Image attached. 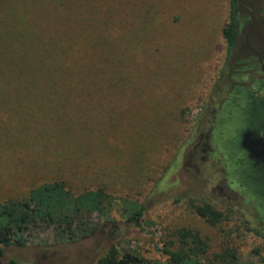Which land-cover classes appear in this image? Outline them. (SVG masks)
Listing matches in <instances>:
<instances>
[{
	"label": "rangeland",
	"instance_id": "obj_1",
	"mask_svg": "<svg viewBox=\"0 0 264 264\" xmlns=\"http://www.w3.org/2000/svg\"><path fill=\"white\" fill-rule=\"evenodd\" d=\"M44 3L23 0L0 14L8 19L0 35L11 34L1 46L46 50L65 68L64 78L38 82L43 91L27 95L26 104L0 81V93H10L0 95V109H7L3 103L12 109L0 110V203L60 181L75 195L102 190L132 201L143 216L127 224L118 205L84 221L96 223L98 231L75 243L37 224L26 246L4 248L1 264H96L111 246L120 256L165 264L166 243L180 252L174 237L180 229L199 233L208 245L206 261L228 246L238 264H264V205L230 176L219 128L220 115L243 92L264 97V0H238L231 49L222 34L229 0H104L95 19L110 38L98 28L93 32L90 20L88 48L82 44L84 13L60 8L49 13L52 23L43 24ZM99 3L85 0L90 13ZM139 26L144 29L124 32ZM54 46L68 47L65 63ZM249 103L243 104V122L229 134L234 143L244 130L261 127L253 124ZM239 168L264 183V171L248 160ZM202 205L228 219L208 225L195 213Z\"/></svg>",
	"mask_w": 264,
	"mask_h": 264
},
{
	"label": "trees",
	"instance_id": "obj_2",
	"mask_svg": "<svg viewBox=\"0 0 264 264\" xmlns=\"http://www.w3.org/2000/svg\"><path fill=\"white\" fill-rule=\"evenodd\" d=\"M21 1L23 0H0V14L13 11L12 8L17 7ZM45 2L39 8V13L45 12V14L41 15L40 19L41 22L43 21V24L53 22L48 21L50 18L49 13L57 9L61 8L60 12L64 11V13L66 12L68 14L73 10H81L84 13V17H81L84 18V30L87 31L85 35L83 34L82 44H86L88 48L86 36L89 31L87 25L90 20H92L90 27L93 32L98 28L102 36L110 38V35L105 30L99 29L95 19L96 14L102 11L104 0H100L97 10L92 13L89 12L85 0H45ZM61 2L62 4H60ZM237 8L238 0H229V22L224 26L222 31L228 49H231L234 43V26ZM91 15H93V18ZM5 17L6 15H0V29L8 22V19ZM58 24L59 22H56L52 27L54 28ZM133 27L124 29V32L144 29L141 28L142 26ZM151 28L162 30L154 26ZM73 34L69 33V38L74 36ZM10 35L5 32H2L0 35V81H3L5 85H12L17 92L16 94H21L20 96L14 97H19L21 104L23 102L26 104L29 99L27 95L43 91L44 85L42 88H38V82L48 81L47 78L53 79L56 75L59 79L64 78L65 68L55 64L52 61L53 54L46 50H43L44 53H41L42 50L37 48L17 50L1 46L7 40L10 42ZM48 40L51 41L50 38ZM45 42V38L39 36L38 45L42 47L45 45ZM52 42L54 43H51L52 45H60L56 41ZM95 46L92 45V48L94 49ZM54 48L63 55L60 62L65 63L68 47L60 46L58 48V46H54ZM22 51L26 52V55ZM56 60L57 58H55ZM122 60L123 56L121 55ZM130 60L131 55L128 54L124 62L128 64ZM58 67H60L61 73H58ZM131 74L132 70H129L127 79ZM0 95L10 97L8 90L7 93L5 90ZM1 101L3 102V100ZM2 106L7 108L0 109L3 112L12 110L7 106V103H3ZM118 205L120 213L127 224H136L141 220L143 209L132 201L118 200L102 190L85 191L75 195L60 181L35 187L22 199L5 200L0 203V261L4 256V248L9 246L20 248L26 246L27 237L31 235L32 228L37 226V224H45L58 230L61 241L63 242L75 243L88 239L98 231V225L84 221L90 220L93 215L102 216L109 213ZM195 213L210 226H216L221 221L228 219L223 213L209 205L195 207ZM174 237L180 245V252L173 253L169 247L174 243H166L163 252L168 256V260L165 264H209L210 261V264H238L236 250L228 246L223 247L219 253L214 254L210 261H206L208 245L197 231L180 229L174 234ZM9 264L18 263L10 260ZM96 264H146V262L142 257L130 253H124L120 256L118 250L114 246H111L107 254L100 258Z\"/></svg>",
	"mask_w": 264,
	"mask_h": 264
},
{
	"label": "flooded vegetation",
	"instance_id": "obj_3",
	"mask_svg": "<svg viewBox=\"0 0 264 264\" xmlns=\"http://www.w3.org/2000/svg\"><path fill=\"white\" fill-rule=\"evenodd\" d=\"M246 100L250 101V112L254 116L253 124L256 125L261 122V127L260 129L248 128L244 130L238 143H234L232 139L229 138V134L236 128V125L243 122V104L245 105ZM237 118L240 120H236ZM219 128L223 131L220 133L222 135V139H226V141L220 142V144L223 148H228V158L231 166L230 176L235 178L237 181L246 184L248 192L254 198L257 205H264V183L259 179L256 180L255 178L248 179L245 168H242V170L239 168L240 165H244L245 161L248 160L252 163V166L258 170L264 171V162L261 159L253 158L249 150L251 147V143L249 142L250 140L257 137L264 138V97H255L252 96L251 93L243 92L240 97L236 98V101L234 100L231 103L229 109H227L224 114L220 115ZM248 133L251 135V137H249V141L246 143V146L249 147V149H245L242 147V144L244 136Z\"/></svg>",
	"mask_w": 264,
	"mask_h": 264
},
{
	"label": "water",
	"instance_id": "obj_4",
	"mask_svg": "<svg viewBox=\"0 0 264 264\" xmlns=\"http://www.w3.org/2000/svg\"><path fill=\"white\" fill-rule=\"evenodd\" d=\"M249 137H251L249 133L244 136L242 147L245 149H249V147L246 146V143L249 141ZM249 142L251 143L249 150L252 157L255 159H261L264 162V138L257 137Z\"/></svg>",
	"mask_w": 264,
	"mask_h": 264
}]
</instances>
